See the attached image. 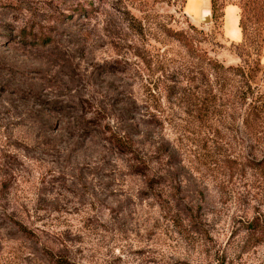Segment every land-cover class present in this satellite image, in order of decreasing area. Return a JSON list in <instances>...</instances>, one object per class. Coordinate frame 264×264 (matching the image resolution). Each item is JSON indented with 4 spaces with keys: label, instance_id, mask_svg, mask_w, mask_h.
<instances>
[{
    "label": "rangeland",
    "instance_id": "obj_1",
    "mask_svg": "<svg viewBox=\"0 0 264 264\" xmlns=\"http://www.w3.org/2000/svg\"><path fill=\"white\" fill-rule=\"evenodd\" d=\"M217 1L0 0V264H264V47Z\"/></svg>",
    "mask_w": 264,
    "mask_h": 264
},
{
    "label": "trees",
    "instance_id": "obj_2",
    "mask_svg": "<svg viewBox=\"0 0 264 264\" xmlns=\"http://www.w3.org/2000/svg\"><path fill=\"white\" fill-rule=\"evenodd\" d=\"M217 0H211L212 4V16L214 21L217 20ZM225 2L223 3V5ZM241 9V18L239 22V26L242 31L243 40L241 43L238 44V48L242 50H247L249 48H253L256 52L257 58L255 59V64H258L259 57L261 55L262 47H264V0H238L237 3ZM96 9L91 7L88 8L84 5H77L74 8V12L80 14V12L84 11L85 15L91 14ZM89 12V13H86ZM91 12V13H90ZM188 27L194 31L201 32L198 28L188 23ZM164 32L167 36L177 40L183 47L187 48L188 51L193 55L192 52H200L198 56L193 57H202L208 61V64L213 70H218L222 65L220 62L209 55L206 50H204L201 46H199L195 41L194 38L191 37V34L186 29H173L171 27H165ZM22 36V35H20ZM23 38H25L23 36ZM46 36L41 35L36 39L38 44H44ZM264 230V229H263ZM57 264H74L68 259H58Z\"/></svg>",
    "mask_w": 264,
    "mask_h": 264
},
{
    "label": "water",
    "instance_id": "obj_3",
    "mask_svg": "<svg viewBox=\"0 0 264 264\" xmlns=\"http://www.w3.org/2000/svg\"><path fill=\"white\" fill-rule=\"evenodd\" d=\"M202 22L203 23H209L210 22V13H208V14L204 13V15L202 17Z\"/></svg>",
    "mask_w": 264,
    "mask_h": 264
},
{
    "label": "crops",
    "instance_id": "obj_4",
    "mask_svg": "<svg viewBox=\"0 0 264 264\" xmlns=\"http://www.w3.org/2000/svg\"><path fill=\"white\" fill-rule=\"evenodd\" d=\"M227 14H228V12H227ZM233 38L235 40H238L240 38V33H239L238 29L236 30L235 35L233 36Z\"/></svg>",
    "mask_w": 264,
    "mask_h": 264
},
{
    "label": "bare ground",
    "instance_id": "obj_5",
    "mask_svg": "<svg viewBox=\"0 0 264 264\" xmlns=\"http://www.w3.org/2000/svg\"><path fill=\"white\" fill-rule=\"evenodd\" d=\"M209 12H206V14H208Z\"/></svg>",
    "mask_w": 264,
    "mask_h": 264
}]
</instances>
